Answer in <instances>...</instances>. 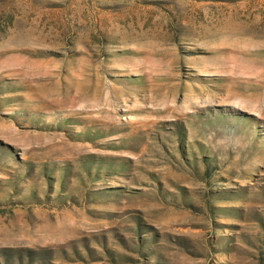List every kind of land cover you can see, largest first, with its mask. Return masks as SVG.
Here are the masks:
<instances>
[{"label": "rangeland", "instance_id": "374dc122", "mask_svg": "<svg viewBox=\"0 0 264 264\" xmlns=\"http://www.w3.org/2000/svg\"><path fill=\"white\" fill-rule=\"evenodd\" d=\"M0 264H264V0H0Z\"/></svg>", "mask_w": 264, "mask_h": 264}]
</instances>
